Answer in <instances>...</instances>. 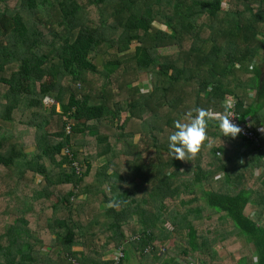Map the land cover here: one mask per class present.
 <instances>
[{"label":"trees","instance_id":"trees-1","mask_svg":"<svg viewBox=\"0 0 264 264\" xmlns=\"http://www.w3.org/2000/svg\"><path fill=\"white\" fill-rule=\"evenodd\" d=\"M226 101L264 131V0H0V264H264V135L221 136Z\"/></svg>","mask_w":264,"mask_h":264},{"label":"clouds","instance_id":"clouds-1","mask_svg":"<svg viewBox=\"0 0 264 264\" xmlns=\"http://www.w3.org/2000/svg\"><path fill=\"white\" fill-rule=\"evenodd\" d=\"M231 103L225 102L223 112L215 119L221 136L235 139L242 129L232 122ZM212 114L204 108L196 107L188 113L187 122L176 121L174 131L168 136L169 152L175 159L184 160L186 156L198 153L207 139L208 122Z\"/></svg>","mask_w":264,"mask_h":264},{"label":"rangeland","instance_id":"rangeland-1","mask_svg":"<svg viewBox=\"0 0 264 264\" xmlns=\"http://www.w3.org/2000/svg\"><path fill=\"white\" fill-rule=\"evenodd\" d=\"M223 8L224 9H226L227 8V5H223ZM155 26L157 27V28H160L161 30H166V28L163 26V25H160V24H158V23H156L155 24ZM168 53V54H170V53H172V52H174V49L173 48H170V49H163L162 51H161V53ZM141 84H150V78H149V76L147 77H145L144 78V81L141 83H139V85L141 86ZM142 87V86H141ZM142 89V88H141ZM147 90H149L150 89V85H148L147 86V88H146ZM143 90V89H142ZM147 90H144V91H147ZM45 107L48 109L49 107H50V102L47 100V101H45ZM1 124V123H0ZM260 130H262L261 128H260ZM261 133H262V131H261ZM138 138V137H137ZM137 138H136V140H137ZM254 174V173H253ZM254 177H258V171H255V174H254ZM38 181H39V179H36V181H35V183L37 184L38 183ZM7 222L8 223H13L14 222V217H13V215H10L8 218H7ZM215 222H216V220H215V218L212 216V219L211 220H206L205 221V224H199V225H196L195 227H196V229H197V231H198V234L199 235H203L204 236V234H205V231H206V228L207 229H212V230H214L215 228H217V227H215ZM203 225H206V228H202L203 227ZM167 228H168V226H167ZM215 235L216 234H214V233H212L211 235H209V237L211 238V239H215ZM172 242L173 241H170V242H168L165 246L166 247H163L162 245H160V244H157V246H156V248H157V250H158V248H159V253H160V255H162V257H163V260H167V253H168V255L169 256H171V257H176L175 255V251H172V253H171V255L169 254L170 253V251L169 252H167V249L170 247V246H173L172 245ZM171 244V245H170ZM238 244H233V245H230V246H224L223 244H220V243H213L212 244V249L214 250V253L216 252V256H217V259H221V260H224L225 258H227L228 257V255H229V253H231V252H233L234 250H235V248L236 247H238L237 246ZM132 259H133V263L132 264H138V261H137V259H136V257H135V255H133L132 256ZM200 260H202L203 262H206V263H214L215 262V255H212V256H210V255H207L205 252L203 253V255H202V257L200 256ZM129 261H131V260H125L124 261V263L123 264H126V263H128ZM198 261H197V259H195V258H192L191 259V261L190 262H188L187 264H198L197 263ZM183 264V263H182Z\"/></svg>","mask_w":264,"mask_h":264},{"label":"built area","instance_id":"built-area-1","mask_svg":"<svg viewBox=\"0 0 264 264\" xmlns=\"http://www.w3.org/2000/svg\"><path fill=\"white\" fill-rule=\"evenodd\" d=\"M226 102H229L231 103L232 105V108L230 109L233 113V117L231 118L232 119V122L237 124L241 129V133L240 135L245 139L247 140L248 142L250 143H253L255 144V146L258 148L259 147V139L262 135H264V131L263 130H260L258 129L257 132H254L250 125L248 124V121L247 122H244V123H241L238 121V115L236 113V110H235V103L232 102V101H226ZM262 131V133H261ZM75 166V165H74ZM122 252H116L113 256V260L115 263H119L120 262V259L122 258Z\"/></svg>","mask_w":264,"mask_h":264},{"label":"crops","instance_id":"crops-1","mask_svg":"<svg viewBox=\"0 0 264 264\" xmlns=\"http://www.w3.org/2000/svg\"><path fill=\"white\" fill-rule=\"evenodd\" d=\"M258 171H259V170H258ZM259 172H260V171H259ZM259 172H258V173H259ZM163 247H166V246H163ZM127 250L130 251L129 249H127ZM113 256H114V255H113ZM113 256H112V258H113ZM128 256H129V260H131V261H129V262L126 263V264H132V263H133V259H132V256H133V255L131 256V253L129 252V255H128ZM110 258H111V257L107 256V257H106V260H109ZM138 264H139V262H138Z\"/></svg>","mask_w":264,"mask_h":264}]
</instances>
